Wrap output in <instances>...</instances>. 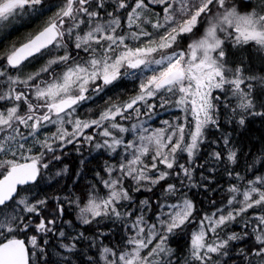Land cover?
Segmentation results:
<instances>
[{
    "label": "snow or ice",
    "instance_id": "obj_1",
    "mask_svg": "<svg viewBox=\"0 0 264 264\" xmlns=\"http://www.w3.org/2000/svg\"><path fill=\"white\" fill-rule=\"evenodd\" d=\"M0 264H264V0H0Z\"/></svg>",
    "mask_w": 264,
    "mask_h": 264
},
{
    "label": "trees",
    "instance_id": "obj_2",
    "mask_svg": "<svg viewBox=\"0 0 264 264\" xmlns=\"http://www.w3.org/2000/svg\"><path fill=\"white\" fill-rule=\"evenodd\" d=\"M22 29L24 30V29H27V28H21V30ZM22 31L19 30V32H22ZM18 34H19L18 32H14L7 39L10 40L12 38H15ZM127 87L130 89L132 87V85L129 84V85H127ZM97 103L99 104V103H101V101H97ZM86 155H87V158H86ZM80 159H84L86 161L85 165L82 168V171L87 172L88 174L85 175L82 178V180H81V183H86L87 181H89L91 179V174L93 172H95L96 170H99V168L103 167L104 161H105V159H107V156L104 155V154L97 155L96 153L95 154L92 153L91 155H89V152H87L86 154L83 153L82 157H76L75 159L70 157L69 160H68V163L70 164V167L73 169V175H74L75 169L81 167L80 163L78 164V162H77ZM196 175H197V178H198L199 177V173H197ZM191 194H192L193 198L196 201L204 200V196L205 195H207L210 199H216L217 196L219 195V194H217V196H213L211 194V192L205 194L200 189H197V188H193L191 190ZM139 197H141V196H139ZM204 203L207 204L208 201L205 200ZM197 206L198 207L200 206L199 203L197 204ZM65 207L67 208V204H65ZM75 215H76L75 211H71V216L70 217H65V218L66 219H68V218L75 219Z\"/></svg>",
    "mask_w": 264,
    "mask_h": 264
},
{
    "label": "rangeland",
    "instance_id": "obj_3",
    "mask_svg": "<svg viewBox=\"0 0 264 264\" xmlns=\"http://www.w3.org/2000/svg\"><path fill=\"white\" fill-rule=\"evenodd\" d=\"M12 39H14V38H12ZM12 39H10V40H12ZM10 40H8V41H10ZM88 107H92V105L91 104H89V105H86L85 106V108L84 109H82L81 111L82 112H85L86 110H87V108ZM169 117H168V115L166 114V113H163V112H161L160 113V116H159V119L156 121V125H154V126H158L159 125V123H160V120H164V119H168ZM88 151H87V148L85 149V151H84V154H86ZM94 154H95V152H93ZM86 158H87V155H86ZM85 158V159H86ZM66 163H68V161H65ZM78 162V164L80 163V160L79 161H77ZM147 194L146 193H141V197H139L140 199H143V198H145V196H146Z\"/></svg>",
    "mask_w": 264,
    "mask_h": 264
},
{
    "label": "flooded vegetation",
    "instance_id": "obj_4",
    "mask_svg": "<svg viewBox=\"0 0 264 264\" xmlns=\"http://www.w3.org/2000/svg\"><path fill=\"white\" fill-rule=\"evenodd\" d=\"M22 30H23V29H22ZM22 30L20 29V31H22ZM27 30H28V29H24L22 32L27 31ZM13 33H14V32H13ZM13 33H12V34H13Z\"/></svg>",
    "mask_w": 264,
    "mask_h": 264
}]
</instances>
